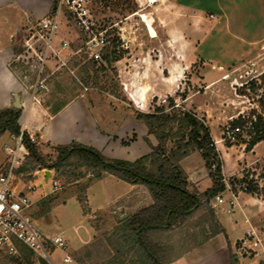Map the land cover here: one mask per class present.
Here are the masks:
<instances>
[{
  "label": "rangeland",
  "instance_id": "1",
  "mask_svg": "<svg viewBox=\"0 0 264 264\" xmlns=\"http://www.w3.org/2000/svg\"><path fill=\"white\" fill-rule=\"evenodd\" d=\"M158 1L160 7L144 8L142 0H89L98 24L109 30V48L101 50L102 61L96 62L94 67L88 65V61H94L88 55H70L67 66L50 76V91L41 103L50 105L53 110L76 95L93 94L98 101L93 104L94 114L101 123V105L116 111V129L111 128L113 124H103L101 129L112 133L119 145L107 147L106 153L92 147L105 157L126 161L136 160L152 151L150 139L138 136L142 124L145 125L136 118L138 111L152 113L161 108L170 114L191 112L203 119L210 127L222 162L226 188L218 195L224 198L229 187L235 192L243 191L247 215L255 220L257 237L237 242L235 250L244 256L257 257L259 264H264V140L246 150L245 141L251 138L247 128L235 137L226 132L239 115L247 119L260 115L264 122V0H177L196 9L195 17L191 16L190 9L186 12L169 0ZM142 13H148L154 19L152 25L156 36L150 35ZM83 38L74 18L62 13L54 44L68 40L70 54H73L84 45ZM106 48L110 54L113 49L116 51L111 54V64L103 59ZM19 50L23 51L21 46ZM49 57L55 56L50 53ZM74 59L81 63L74 66ZM14 64L20 77L29 85L35 75L19 61L15 60ZM84 64L89 67L87 85L82 79ZM25 75L29 77L26 79ZM128 113L132 114V120H124ZM11 134L7 131L0 136V165L6 162L5 144L10 142ZM74 141L79 142L73 140L70 143ZM100 142L105 144L103 139ZM226 142L232 145L228 146ZM37 148L47 162L56 160L55 146L40 141ZM29 155L21 166L22 176L31 179L30 183L36 186L31 198L42 196L35 202L32 216L44 233L62 234L70 243L65 252L49 248L54 264H133L136 249L120 235L117 226L119 220L134 212L118 206L127 203L128 199L121 198L125 191L122 185L113 183L116 176L105 174L99 180L95 177L96 170L76 164L58 170L48 166L25 170ZM180 164L185 171L202 175L199 187L192 183L200 192L206 186H212L210 169L199 151H191ZM44 168L52 169L49 179L38 172ZM246 177L257 183L259 190L247 192L246 183L241 182ZM52 178L59 181L60 189L52 191ZM19 185L23 186V183ZM143 186L153 202L148 188ZM82 198L86 199L84 204L79 200ZM219 205L214 197L208 207L203 203L182 225L150 233V240L163 248L164 262L196 247L203 249L206 241L214 242L215 239L208 242V238L215 235L213 229L218 227L211 219L209 208L215 211ZM232 215L242 216L240 211ZM66 253L73 262H64L62 258ZM30 257L36 263L41 258L36 254ZM0 264L13 263L0 252Z\"/></svg>",
  "mask_w": 264,
  "mask_h": 264
},
{
  "label": "trees",
  "instance_id": "2",
  "mask_svg": "<svg viewBox=\"0 0 264 264\" xmlns=\"http://www.w3.org/2000/svg\"><path fill=\"white\" fill-rule=\"evenodd\" d=\"M108 51L107 49L103 52V59L111 64L113 59L111 54H116V51L113 49L111 54ZM73 62L74 66L81 63L80 60L75 59ZM95 64L96 61H88V65L94 67ZM88 65L82 66L84 73L82 79L86 85ZM20 117L21 109L19 108L0 109V136L7 131L18 134L21 130ZM136 118L145 123L148 133L154 135L157 144L152 146L149 154L134 161L111 159L92 146L74 141L55 146L58 156L54 162H47L38 151L37 145L30 143L25 133L30 155L24 169L48 166L58 170L76 164L79 167L86 166L96 170V179L102 178L105 174H112L129 183L145 185L153 202L119 220L117 229L120 230V235H123L127 243L136 249V260H132L133 264H167L163 261V248L150 240V233L182 225L203 203L208 207L210 201L226 188L222 176V162L210 127L195 114L191 112L170 114L158 108L152 113L138 111ZM244 128L248 129L247 133L251 137L245 141L246 150H251L258 142L264 140L262 116L247 119L246 116L239 115L232 120L226 132L227 134L231 132L235 137L240 135ZM169 142H172V146H169ZM226 144L232 145L229 142ZM193 150L201 153L213 180L212 186L203 192L195 188L180 164V161ZM241 182L246 183L245 190L249 193L259 190V185L249 180L248 177L242 178ZM79 200L82 204L86 202L84 198ZM209 213L211 219L216 222L212 208H209ZM217 227L213 229L215 234L220 231L218 224ZM20 252V256L5 255L13 264L26 261L28 264H50L44 258H39L38 263L32 261L30 256L34 252L26 247H21Z\"/></svg>",
  "mask_w": 264,
  "mask_h": 264
},
{
  "label": "crops",
  "instance_id": "3",
  "mask_svg": "<svg viewBox=\"0 0 264 264\" xmlns=\"http://www.w3.org/2000/svg\"><path fill=\"white\" fill-rule=\"evenodd\" d=\"M158 2L153 5L155 8L160 7ZM169 2L176 5L178 9H185L186 12L190 9L189 11H192L190 12L192 13L191 16H196V9L180 4L177 0H169ZM55 3L56 0H0V109L16 107L15 102L18 97L19 109H21V117L19 119L21 128L23 127L27 132L37 134L41 142L57 146L77 140L83 144L100 148L102 152L106 153L107 147L119 145L118 139H114L111 136L112 133L101 129L103 124H113L111 128L116 129V111L111 110L109 106L101 105L102 107L99 108L103 120L101 123L95 117V107H93V104H98V101L95 100L93 94L85 96L86 93L76 95L64 105L53 110H51L50 105L45 106L41 102L32 103L29 89L31 82L27 85L15 67L14 61L20 53L19 47L22 45L25 33L24 28L29 26L27 25L28 22L34 19H42L49 14ZM226 14L228 16V13ZM220 29L224 30V28H219L218 30ZM64 41L69 44V41L65 39L55 43L54 46L61 51L63 60H68L71 55L70 44L63 46V49H61V44ZM58 64V60L52 58L48 63L47 71L52 72ZM124 120H132V114L128 113ZM138 134L140 138L150 139L153 145L157 144V140L153 135L148 134V128L144 124H142ZM102 139L105 140L106 147H103L104 143L101 144L100 141ZM194 173L195 171H191L188 172V175L191 182L199 187L202 175H194ZM116 179L113 183L116 182L117 185H122L125 190L121 198L128 199L127 203H125L126 205L121 203L118 205L120 208L136 212L143 206L152 203V200L147 196V190L142 184L129 183L118 177ZM202 185H206V183ZM90 187L91 185L87 190ZM209 187L211 186H206L203 191ZM227 191L228 193L224 192V199H230L234 192L239 199L240 205L235 207L234 212L240 211L242 216H233L234 212H227V203L220 204L217 208H214L216 222L220 231L208 238V242L215 239L214 242L209 244L206 241L203 249L202 247H196L185 251L169 260L167 264H259L257 257L244 256L235 250L236 243L244 240L247 230L255 228L256 225L255 220L247 215L248 207L245 206V193L243 191L235 192L231 189ZM41 197H37L34 201L36 202ZM247 240L245 239L244 241Z\"/></svg>",
  "mask_w": 264,
  "mask_h": 264
},
{
  "label": "built area",
  "instance_id": "4",
  "mask_svg": "<svg viewBox=\"0 0 264 264\" xmlns=\"http://www.w3.org/2000/svg\"><path fill=\"white\" fill-rule=\"evenodd\" d=\"M157 2L158 0H142V6L147 8ZM62 13L70 14L84 35V45L73 52L72 56L82 53L94 61L100 62L102 61L101 50L110 44L109 30L98 24L92 14L89 0H58L49 14L24 28L25 33L21 45L23 51L15 58L35 75L29 87L32 103L41 102L42 98L50 91L48 83L50 76L63 66H67L69 61V59L63 60L61 51L54 46V38ZM67 45H69L68 42H62L61 49ZM50 53L59 62L52 72L47 71L48 63L51 60ZM25 77L27 78L29 75H25ZM25 133L30 143L36 145L40 143L36 134L27 132L22 127L18 134L10 135V142L5 144L6 162L0 165V252L11 256H20L21 247H26L34 254L54 264L49 248L65 252L69 249L70 243L62 234L44 233L32 216L31 212L35 201L31 198V193L34 192L36 186L30 183L31 179L22 176L24 174L21 171V166L29 155ZM47 170H49L48 175L46 174ZM38 172L49 179L52 169L44 168ZM29 175L31 176V174ZM19 183H23V186H20ZM61 187L59 181L52 178V191ZM216 202L227 203V212L229 213L234 212L235 207L239 204L234 192L229 200H225L220 195L216 196ZM250 237H257L254 228L246 232V238ZM62 259L67 263L73 262V258L68 253Z\"/></svg>",
  "mask_w": 264,
  "mask_h": 264
},
{
  "label": "bare ground",
  "instance_id": "5",
  "mask_svg": "<svg viewBox=\"0 0 264 264\" xmlns=\"http://www.w3.org/2000/svg\"><path fill=\"white\" fill-rule=\"evenodd\" d=\"M143 20H146V24H148V30L150 32V35L156 36V31L154 29V26L152 25V22L154 21V19L148 14V13H142L141 15Z\"/></svg>",
  "mask_w": 264,
  "mask_h": 264
},
{
  "label": "water",
  "instance_id": "6",
  "mask_svg": "<svg viewBox=\"0 0 264 264\" xmlns=\"http://www.w3.org/2000/svg\"><path fill=\"white\" fill-rule=\"evenodd\" d=\"M15 106L16 108H20V103H19V98H16V102H15ZM49 174V170H47V175Z\"/></svg>",
  "mask_w": 264,
  "mask_h": 264
}]
</instances>
